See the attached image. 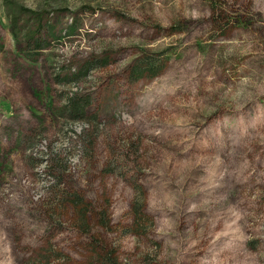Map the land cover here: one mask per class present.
<instances>
[{
	"label": "rangeland",
	"instance_id": "374dc122",
	"mask_svg": "<svg viewBox=\"0 0 264 264\" xmlns=\"http://www.w3.org/2000/svg\"><path fill=\"white\" fill-rule=\"evenodd\" d=\"M139 59L162 73L132 83ZM59 181L109 209L123 264H264V0H0V264L84 263Z\"/></svg>",
	"mask_w": 264,
	"mask_h": 264
},
{
	"label": "trees",
	"instance_id": "16d2710c",
	"mask_svg": "<svg viewBox=\"0 0 264 264\" xmlns=\"http://www.w3.org/2000/svg\"><path fill=\"white\" fill-rule=\"evenodd\" d=\"M31 42L38 43L35 38L31 39ZM36 46L38 47L37 49L42 48V44H37ZM108 64L109 59L88 61L79 72L70 74V76H74L76 79L80 75L89 73V70L96 65L106 67ZM162 71V67L149 66L139 59L130 65L128 79L135 83L155 78ZM62 81L64 80L59 79V82ZM89 106L88 100L75 95L70 98L66 111L72 120L79 121L85 119ZM103 173L112 175L114 170L110 165H107L103 169ZM58 187L62 188L55 191L52 196L54 197L55 206L54 208L46 209V213L52 219L57 218L60 223L71 224L86 239V259L83 264H123L120 248L110 243L105 237L115 233L109 209L102 207L103 205L99 206V204L91 203L82 193L68 187L65 181H59L56 188ZM132 188L137 193V196L130 203L131 226L128 229L124 228V231L126 230L130 235L142 237L149 222L152 221L151 216L148 214V195L143 183L134 182L132 183ZM51 247V244H49V248L43 246L30 264H51L50 260H48ZM60 259H62V256L57 260L59 261ZM146 263L157 264L153 260Z\"/></svg>",
	"mask_w": 264,
	"mask_h": 264
}]
</instances>
